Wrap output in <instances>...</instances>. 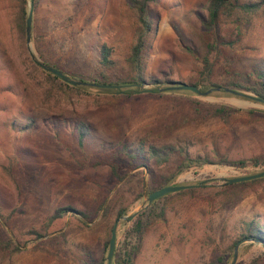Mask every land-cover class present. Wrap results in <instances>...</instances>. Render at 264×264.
<instances>
[{
	"label": "rangeland",
	"instance_id": "obj_1",
	"mask_svg": "<svg viewBox=\"0 0 264 264\" xmlns=\"http://www.w3.org/2000/svg\"><path fill=\"white\" fill-rule=\"evenodd\" d=\"M210 1L150 3L143 75L199 83L215 30L211 81L223 89L202 96L189 91L127 96L92 86L72 89L48 77L31 60L26 32L24 38L19 32L18 0H0V264H84L90 258L107 264L104 244L119 208L127 210L122 217L138 212L117 225L120 253L136 241L135 222L144 227L134 264H209L249 224L264 225V182L245 189L238 202L224 188L228 179L263 172L264 165L221 163L264 159V104L224 91L230 83L259 81L264 4L256 12L224 8L209 31ZM26 6L28 14L29 0ZM138 28L127 0H33L30 50L36 61L86 82L99 75L106 45L115 62L107 72L113 83L132 74L127 57ZM221 106L231 107L232 114L216 116ZM82 126L87 128L80 143ZM151 146H172L176 153L158 166L148 157ZM179 150L211 164L191 167L170 184L189 188L148 203L144 195L156 188L152 180L175 171ZM61 208L71 210L53 218ZM232 259L233 252L223 264ZM253 261L264 264V247L242 244L235 264Z\"/></svg>",
	"mask_w": 264,
	"mask_h": 264
},
{
	"label": "trees",
	"instance_id": "obj_2",
	"mask_svg": "<svg viewBox=\"0 0 264 264\" xmlns=\"http://www.w3.org/2000/svg\"><path fill=\"white\" fill-rule=\"evenodd\" d=\"M127 2L136 11L137 20L139 24V28L136 32L134 43L132 44L130 51H129V55L127 57L128 67L130 71L132 72V74H130L128 78L119 79L113 83L107 82V79H108L107 72L114 67L115 62L114 60L111 59V55H112L111 49L106 45H103L100 50L99 66H100L101 71L99 72V75H97L96 77L89 78L86 81V83H89L92 85H82V86L70 87L66 83H63L58 77H56L49 71H45L48 77L52 78L53 80L60 81L64 86L70 87L72 89L86 88L87 86H92V87L100 88L103 91L114 92L118 94L121 93L127 96H131V95L142 93V92L163 94V93H171V92L180 91V90H169L168 89L170 87L177 85L172 81H168L166 79H159V78H152V79L147 80L143 75V69H144L143 68V58H142L143 51L146 45V36L150 32V29H151V19L149 17V5L150 3L156 2V0H127ZM263 4H264V1L257 2V3H245L242 5H238L237 3H234V0H211L207 8L208 20L206 23V28L209 31H212L211 29H214L213 27L216 26V22L219 18L220 12L224 8H228L229 10L239 8L244 12H256L261 8ZM18 7H19V11L17 13L16 23H17L20 34L24 38L25 37L26 15H27L26 0H18ZM212 32H213L212 41L206 44L207 55L203 57L202 59V69L199 73V83L194 84L195 86H198L200 90L203 92L210 91V90L212 92V91H215V88H222V86L217 85L211 81L213 64L210 61L209 56L211 52L216 51L215 43L218 40L216 31L214 30ZM45 65H48L50 67L60 70L59 68H57L56 66L52 64L45 63ZM256 75L259 80L257 81V83H253L248 86L240 84V83H230L224 88L230 89L235 92V93L229 92L228 94L235 95V96H242L254 102L264 104V70L260 71V73ZM78 81H83V80L79 79ZM109 86H112V87H109ZM145 86H148V87H145ZM201 86H203L204 88ZM240 90L241 91L243 90V92L250 93L252 94V96L244 95L240 93L241 92ZM185 92H188V91H185ZM232 112H233V109L231 107L221 106L220 108L215 110L214 114L222 118H227L230 114H232ZM27 126L29 128L30 126H33V123H30ZM86 128H87L86 126H82L81 128L78 129L80 143L84 141V138L86 135ZM179 152L182 156V160L179 163V165L176 167L175 171L166 176L159 177V179L152 180V183L156 186V188L154 190L147 189L148 194L162 187L171 186L170 184L173 183L180 174H182L183 172H185L187 169L191 167H201L205 164H211V162L207 161V159H202V158L193 159V158H190L189 155L183 152L182 150H179ZM175 153H176V149L175 147H172V146H160V147L151 146L148 149V154H149L148 157L152 159L154 161V164L158 166L167 165L172 155H174ZM128 156L133 159L135 158V155H132V154ZM222 162L225 164H229L231 166H235V167H245L247 164H251L254 167L259 166V165H264V159L259 160L257 158L244 159V160H238V161H232V162L223 160L221 161V163ZM144 164L145 163H143V166H146V168H148V165L146 164L144 165ZM259 173H262V172H259ZM113 174L118 176V174L114 172V169H113ZM261 182H264V176L259 179H255V180L248 181V182L234 183V184L227 183L224 188L226 190H229V192H227V197H229L230 195H238V200H237L238 202L240 200V195L245 191V189L251 187L252 185L261 183ZM197 185L202 186L203 182H198ZM192 186H195V185H192ZM70 210H71L70 208L58 209L53 215V218H58L62 214L67 213ZM126 214H127L126 209L119 208L117 211V219L119 217L125 216ZM134 230L136 232L135 243L131 245L128 249H126L123 253L122 252L120 253L118 249H115L111 264H134V257L139 252L141 241H142V236H143L142 234L144 231V227L140 224L139 220L135 222ZM244 238H250L252 240L264 243V225L258 228L252 229L251 224H249L247 226L246 231L242 233L236 241L231 243L228 250L222 253L221 255H219L214 261H212L209 264L225 263L226 258L232 255L235 244ZM109 239L110 237L107 239L106 243L104 244L105 248L108 247ZM9 245H12L13 249L15 251H18V248L14 246L11 240L9 241ZM254 263H257V261H253V264ZM84 264H95V263H94V260L90 258ZM250 264H252V262Z\"/></svg>",
	"mask_w": 264,
	"mask_h": 264
},
{
	"label": "water",
	"instance_id": "obj_3",
	"mask_svg": "<svg viewBox=\"0 0 264 264\" xmlns=\"http://www.w3.org/2000/svg\"><path fill=\"white\" fill-rule=\"evenodd\" d=\"M32 14H33V0H29V11H28L27 18H26L25 32H26L27 48H28V51L30 53L31 60L34 61L35 63H37V65L39 67H41L43 70L49 71L50 73H52L53 75L58 77L61 81H63L66 84H69V85L75 86V87L76 86H82V85H92V84H89V83H86L83 81L71 79L69 76L64 74L62 71L36 61L34 55L31 53V50H30V43H31V37H32V35H31ZM109 87H112V86H109ZM168 89L169 90L189 91V92L195 93V94L200 95V96L208 95L211 93V90L203 92L200 90V88L198 86L188 85V84H177V85L170 87ZM221 89H223V88H215V90H217V91L221 90ZM224 91H226L228 93L229 92L235 93L234 91H232L230 89H226V88L224 89ZM263 176H264V172L253 174V175L242 176V177H236V178L228 179L227 183L234 184V183L248 182V181H252L255 179H259ZM187 188H189V186H165V187H162L156 191L151 192L148 195H144V200L147 201L148 203H151V202H153V201H155L161 197H164L168 194L176 193L178 191L185 190ZM137 213L138 212L134 213L131 217H120L113 224V226L111 228L110 239H109V244H108V253H107V257H106L107 264H111V262H112V257H113L115 245H116V235H117L116 229H117V225H118L119 221L120 220L129 221L131 218L135 217L137 215ZM249 242L250 243H258L264 247L263 242L255 241V240H252L250 238L241 239L240 241H238L235 244V247L233 250V259H232L230 264H235V262L237 260V255H238V251H239L240 246L244 243H249Z\"/></svg>",
	"mask_w": 264,
	"mask_h": 264
}]
</instances>
